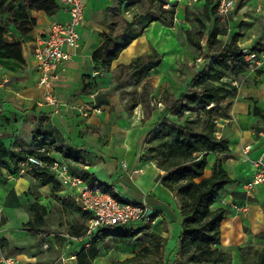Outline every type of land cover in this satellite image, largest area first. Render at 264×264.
I'll use <instances>...</instances> for the list:
<instances>
[{
  "label": "rangeland",
  "instance_id": "rangeland-1",
  "mask_svg": "<svg viewBox=\"0 0 264 264\" xmlns=\"http://www.w3.org/2000/svg\"><path fill=\"white\" fill-rule=\"evenodd\" d=\"M164 1L168 8L173 7V3H177L174 5L175 18L173 21H170L169 13L164 14L159 9V2L153 4L151 0H139L130 6H128V1L94 0L89 6L85 29H87V37L92 49L96 51L103 43L105 33L110 35L112 40V44L109 45L111 49L118 41H123L133 32L145 27L144 33L148 35L149 31L151 40L152 35L155 36L150 42V51L153 46L161 50L164 48L165 52H169V60L166 63L161 61L146 77L140 79L131 75L127 68L122 66L129 63L128 56H123L121 64L112 62L110 66L105 63L107 51L101 52L96 57L93 56L92 62L86 64L81 74V92L87 98L79 97L80 93L74 96L78 95L90 106L94 105L91 102L94 99L102 111H91L87 117L82 113H75L71 116L72 121H67L72 124H66L63 127V116L56 117L50 114L49 117L46 113H42L40 107L34 104L36 95L33 97L35 76L31 56L34 34L37 29L50 23L53 15L44 10L30 9L28 7L30 0H0V35L5 43L19 47L22 52L21 57L0 58V75L9 78L8 83L2 89L20 98L17 101L15 98L6 99V114L0 117V142L9 149L27 151L38 147L33 144L34 131L43 129L55 134L62 133L63 141L57 143L56 146H44L50 154H58L57 147L63 145L73 154L84 155L85 163L88 165H100L104 170L109 161L117 163L118 170L122 168L121 163L124 159L118 151L119 148L126 146L127 140L131 137L134 141L136 140V145L141 147L138 151L139 155L143 154L147 139L157 126L155 122H152V115L156 117L157 113L163 112L162 114H166L173 122L179 121V115L169 111L168 107L192 86L193 79L207 66V55L213 53L207 49L206 41L217 15H212V13L210 17L205 15L206 0ZM257 2L259 1L238 0L230 21L223 22L219 19L216 22L228 30V34L221 36L225 42L236 37L241 46L247 48L256 46V52L262 59L264 4L263 8L258 10ZM41 11L43 12L40 13ZM151 17L160 20L150 22ZM187 29L192 30L196 36L201 30L205 32L201 41V50L188 42ZM258 69L264 71V63L255 70ZM233 78L232 73L228 71L223 81L231 83ZM0 97L3 96L0 95ZM227 102L224 99L216 106L217 128L221 121L226 124L224 119L230 117V105ZM195 115L191 111L181 113L183 119L194 118ZM144 128L146 129L143 130ZM60 159L66 158L61 157ZM66 160L75 172H80L84 168L82 163L71 159ZM112 165L113 163H109L107 168H112ZM36 173L34 168L23 165L22 161L14 164L9 162V167L3 168L0 173V206L3 205L4 200L6 205L9 199L16 202V209L8 205L3 211L0 247L7 254L19 256L23 260H26V257H33L36 264H79L77 254L82 247L78 245L67 250L63 235L73 233L80 225H84L85 218L75 204L70 205L73 204L70 195L67 196L66 193L61 192V189L57 190L54 182L44 185L36 178ZM98 174L102 173L98 171ZM121 178L122 183L127 187L125 193L127 197L141 201L144 193L139 184L131 181L127 174ZM19 179V186H15V181ZM109 180L106 181L109 182ZM6 195H8L7 199ZM146 199L149 204H152L151 196L146 195ZM217 202H215V207L223 205L226 211L229 210V206H225L226 204L220 197H217ZM34 203L44 205L47 209L42 226L33 227L27 224L32 216L40 211L38 208L33 209ZM175 203V198H172L174 207H176ZM261 206L264 210V199ZM161 222L160 218L156 225H145L142 221L130 225L139 233L127 245L118 242L114 236L115 233L122 231V227L107 230L106 233H113L111 235H106V230H101L94 235L93 246L86 252L97 251L98 254L93 258V264H109L113 260L122 259L126 256V250L123 248L128 249L129 247L134 255L143 246L151 244L147 236L149 229H157L163 234L164 247L168 244H170L169 248L176 247V234L179 226L174 225L176 228L169 230L163 227ZM165 230L167 236L163 233ZM245 230L252 233L250 226H246ZM224 231L225 233L222 231V242L227 246L228 236L226 237L225 229ZM44 234L47 235L49 245L47 248L44 247L46 239ZM2 241L5 245H2ZM263 247L264 232L256 233L250 241L242 243L239 251L243 263L256 264L258 252ZM225 251L230 255L227 263L231 264L233 254L228 250ZM164 264L170 263L167 260Z\"/></svg>",
  "mask_w": 264,
  "mask_h": 264
},
{
  "label": "trees",
  "instance_id": "trees-1",
  "mask_svg": "<svg viewBox=\"0 0 264 264\" xmlns=\"http://www.w3.org/2000/svg\"><path fill=\"white\" fill-rule=\"evenodd\" d=\"M124 1H128V6H130L139 0H122V2ZM156 2L160 3L159 9L164 14L169 13L170 21H173L175 18L174 5L168 8L164 6L166 4L164 0H151L153 4ZM60 6L58 0H30L28 5L30 9L44 10L50 15L58 12ZM217 7V0H206L204 4L205 15L208 17L211 16V13L217 15ZM158 20L160 19L151 17L150 22ZM218 20L217 15L215 24L207 36V49L213 53L207 55L206 68L196 75L192 86L168 107V110L179 115V121L173 122L169 118L160 119L156 128L149 135L145 153L141 157L142 160H151L156 163L162 171L158 180L164 187L174 192L180 202L179 209L183 221L175 264H228L227 261L230 258V255L220 247L226 208L223 206L215 207L214 205L218 192L232 182V178L224 166L222 157L216 159L210 176H205L204 173L208 164V156L211 153H225L230 149V141L227 138L217 136L216 120L218 116L215 114V109L224 99L234 96L237 86L233 85V82H224V76L230 71L234 78H239L248 68L246 53L256 51L257 47H242L238 44L236 37L225 42L221 36L228 34V30L216 22ZM144 30L145 27L133 32L123 41L115 43L111 49H109V45L112 44V40L110 35L105 33L103 43L96 49L93 56L96 57L101 52L107 51L105 63L110 66L124 49L144 33ZM204 35L203 30L198 36L192 30H186L188 42L199 50L202 49L201 41ZM21 55L22 52L19 47L5 43L0 35V58H17ZM162 60L163 54L152 49L150 53L136 56L129 64L122 66L127 68L131 75L143 79ZM256 72L262 74L264 71L258 69ZM227 104L231 105V101H228ZM186 111L195 113V117L183 119L181 113ZM253 112L255 115H261L264 119V114L259 107L255 106ZM59 138V135L38 129L34 131L33 144L47 147L56 146L60 142ZM57 149L66 159L85 164L84 157L73 154L66 146L60 145ZM32 152L34 151L12 150L0 142V173L3 168L9 167V162L13 164L23 162ZM42 157L48 160L54 159L51 155H42ZM35 170L37 172L36 178L42 181L44 185L54 182L57 190L61 188L53 175L47 171ZM78 173L84 176L88 182H97L114 193L113 186L101 181L94 173L85 169H81ZM74 204L70 205L74 206ZM36 208L40 211L36 212L27 222L33 227L42 226L47 214L44 205L34 203L33 209L36 210ZM81 212L86 221L89 215L86 212ZM85 227V224L80 225L72 234L82 235ZM115 227H122V231L114 234L118 242L122 244L130 243L139 233L130 225ZM115 227L102 228L99 231L106 230V233L107 230ZM149 230L147 236L150 238L151 244L143 246L131 257L113 260L109 264H164L162 249L165 237L157 229ZM111 234L113 233H106V235ZM3 242L2 245H5ZM93 243L94 239L89 247L80 245L82 249L77 254L79 264H93V258L98 254L97 251L86 252L93 246ZM256 264H264V247L258 252Z\"/></svg>",
  "mask_w": 264,
  "mask_h": 264
},
{
  "label": "crops",
  "instance_id": "crops-1",
  "mask_svg": "<svg viewBox=\"0 0 264 264\" xmlns=\"http://www.w3.org/2000/svg\"><path fill=\"white\" fill-rule=\"evenodd\" d=\"M94 2V0H88V4L85 10V18L82 24L79 26V33L81 36V47L78 50V53L75 55H71L63 64L61 78L58 83V92L60 96L73 104H82L85 103L82 98H87V96L81 92L82 89V77L81 74L83 73L86 64L88 62H92L93 55L95 49H92L91 43L88 39L87 29H85L86 25V15L88 12L89 6ZM258 3V2H257ZM177 3H173L176 5ZM259 4V3H258ZM259 10V9H258ZM41 11L40 13H42ZM51 18V22L53 20H66L68 17L60 9L58 12L53 14ZM44 21V20H43ZM50 23H47L46 26L37 29L34 34L33 40V53L31 56V60L33 63V70L35 76V88H34V104L40 107L42 113H46L49 117L50 114L52 115V108L47 106L43 103V97L41 93V89L38 86V71L35 65V58H34V46H35V39L39 34H44L48 31ZM155 22V21H154ZM153 26V25H151ZM154 35H152V40H154ZM150 38V32L148 31V35L144 33L142 36L135 39L126 49H124L121 55L114 60V64L118 63L121 64V60L123 56L129 57V63L132 61L133 58L139 55H144L150 53V42L152 41ZM239 43V42H238ZM240 45V44H239ZM241 46V45H240ZM242 47H244L242 45ZM247 48V47H245ZM152 49L157 50L160 54H163V62L166 63L169 60V52L165 50H161L158 47L153 46ZM161 50V51H160ZM133 57V58H132ZM132 58V59H131ZM128 63V64H129ZM80 79V81H79ZM9 78L2 77L0 75V103L3 106L4 112L6 114L7 102L6 99H14L17 101L18 98L16 96H12L7 90L2 89L8 83ZM234 81L239 83L237 87V91L234 96L228 97L226 100L231 101L230 105V117L226 120V124L220 122V129L219 134L220 137L227 138L230 141V149L225 153H211L208 156V164L205 169V176H210L212 173V167L218 157H222L224 160V166L227 169L230 177L232 178V182L228 183L222 190L218 192L217 197L223 199V202L226 204L225 206H229V210L226 211V218L223 221L222 225L228 222V226H225V230L228 236V244L227 246L223 244L220 245L221 248L224 250H228L233 254V259L231 264H244L243 259L240 255L239 247L244 242H248L251 238L254 237L256 233L264 232V210L262 208V203L264 199V184L259 185L255 189L254 196L250 199V209L249 212L240 215L235 212V210L230 206L231 201H238L242 202L245 198L244 192V184L248 181L255 172L254 167L248 162L244 160L243 154V147L247 145L252 146L251 155L257 156L261 152L264 151V119L261 115L254 114V107H259L263 114H264V72L262 74H257L256 70H249L247 69L244 73H242L239 78L232 79L233 85ZM2 89V90H1ZM36 93V94H35ZM80 93V94H78ZM78 94L75 97L74 95ZM20 99V98H19ZM94 103L92 107H99L95 100H91ZM102 111V108H101ZM170 111V110H169ZM80 113L78 109L67 108L62 115H55L56 117L63 116L62 123L63 127L68 123L67 121L71 120V116L75 115V113ZM163 112L157 113L158 116L152 115V122L158 123L157 121L160 119L168 118L167 115H163ZM3 114L1 116H3ZM0 116V117H1ZM72 121V120H71ZM156 127V126H155ZM144 128L143 130H145ZM53 134H55L53 132ZM59 135V141H63V134H56ZM136 140L134 141L133 137H131L126 142V146L119 148L118 154L124 159L122 161L121 166L122 168L118 170V164L109 161L105 169H102L100 165L92 166L88 165L87 163H82V169L89 171L90 173H94L101 181H105L113 186V189H116V193L126 195L127 187L121 181V177L124 174L128 175V178L133 181L135 184H139L142 189L144 195L151 196L153 198L152 204L149 205L155 210L156 217L158 220L161 218V224L163 227H167V229L172 230L175 229L176 225L179 226V231L176 234V247L169 248V245L163 248V257L164 261H169L170 264H175L177 259L178 249H179V236L182 229V221L183 217L180 214V202L176 194L166 187H164L160 181L158 180L162 171L157 167L156 163L151 160H142L141 157L145 153V147L143 148V154L138 153L139 145H136ZM59 143V142H58ZM90 152V150H88ZM138 154V156H137ZM52 155V154H51ZM85 158L84 155L81 153H77ZM53 157L60 159L63 157L62 153L59 151L58 154L52 155ZM64 158V157H63ZM243 159V160H242ZM61 160V159H60ZM86 160V159H85ZM63 161L68 162V160L64 159ZM69 163V162H68ZM109 163H113L112 168H107ZM70 164V163H69ZM71 166V165H70ZM96 167V169H94ZM73 169V168H72ZM100 169V170H98ZM93 170V171H90ZM98 171L102 174H98ZM119 172V173H118ZM78 173V172H77ZM124 178V177H123ZM111 181H110V180ZM106 180H109L106 181ZM20 179L15 181V186H19ZM61 189V188H60ZM8 191V190H7ZM22 192V191H21ZM61 192L66 193L67 196L70 195L72 197V202H74V197L72 196V191L70 189H61ZM127 196V195H126ZM8 195H6V199ZM172 198H175L176 207L172 204ZM134 199V198H132ZM135 201H140L134 199ZM142 201V200H141ZM149 203V202H148ZM216 203L217 198H216ZM215 203V204H216ZM16 202L12 201L11 199L8 200V204H5V200L3 202L4 209L7 206L15 208ZM178 205V209H177ZM223 206V205H222ZM174 207V208H173ZM220 207V206H218ZM224 207V206H223ZM174 209V210H172ZM175 225V226H174ZM222 226V231H224V227ZM246 226H250L252 228V233L245 230ZM175 232V231H174ZM163 233L167 236V231H163ZM172 241V240H171ZM168 241V242H171ZM5 244V243H4ZM122 244V243H121ZM79 244L74 245L78 246ZM127 245V244H125ZM126 250V256L122 259L127 258L129 255H133L132 250L128 247L123 248ZM18 259L19 256H16ZM26 257V256H25ZM169 258V259H168ZM120 259V260H122ZM23 264H36L34 258L26 257V260L20 259Z\"/></svg>",
  "mask_w": 264,
  "mask_h": 264
},
{
  "label": "built area",
  "instance_id": "built-area-1",
  "mask_svg": "<svg viewBox=\"0 0 264 264\" xmlns=\"http://www.w3.org/2000/svg\"><path fill=\"white\" fill-rule=\"evenodd\" d=\"M217 15L223 22L230 21L235 11L238 0H217ZM258 9L261 10L264 0H258ZM60 9L67 15V19L53 20L49 29L44 34H39L35 39L34 58L38 71V86L41 89L43 103L52 108L53 115H62L67 108L78 109L85 117L91 111L100 112L99 107H92L87 103L73 104L64 100L58 92V83L61 78L62 66L71 56L78 53L81 47L79 26L85 18V10L88 0H58ZM169 4V3H167ZM165 7L167 5H164ZM256 51H249L245 58L249 70H255L264 63ZM234 84L238 87L237 81ZM4 109L0 103V116ZM219 126L217 136L220 137ZM23 161V165L47 171L53 175L60 184L61 189H70L75 204L89 216L85 221V231L82 235L67 233L63 235L67 250L73 248V244L89 247L94 235L102 228L133 225L143 222L145 225H156L158 218L155 210L149 205L146 194L142 201H135L126 195L114 193L99 183H90L81 174L75 172L68 162L53 157L44 146L33 149ZM252 146L243 147L244 160L248 161L255 169L254 175L245 182V198L242 202L231 201L230 206L236 213L244 215L249 212L250 199L254 196L255 189L264 184V151L257 156L251 155ZM42 155H51L54 159L48 160ZM0 233L4 218V205L0 206ZM150 211V212H149ZM41 234V232H40ZM44 247H48L47 235ZM0 264H23L14 255H9L0 247Z\"/></svg>",
  "mask_w": 264,
  "mask_h": 264
},
{
  "label": "bare ground",
  "instance_id": "bare-ground-1",
  "mask_svg": "<svg viewBox=\"0 0 264 264\" xmlns=\"http://www.w3.org/2000/svg\"><path fill=\"white\" fill-rule=\"evenodd\" d=\"M18 181V180H17ZM17 185H19V183L17 184ZM225 226L227 227L228 226V222H226L225 224H224V228L223 229H225ZM224 233H225V231H223ZM225 236H223V238H224ZM226 237H227V235H226ZM225 239V238H224ZM224 241V240H223Z\"/></svg>",
  "mask_w": 264,
  "mask_h": 264
},
{
  "label": "water",
  "instance_id": "water-1",
  "mask_svg": "<svg viewBox=\"0 0 264 264\" xmlns=\"http://www.w3.org/2000/svg\"><path fill=\"white\" fill-rule=\"evenodd\" d=\"M150 212V211H149Z\"/></svg>",
  "mask_w": 264,
  "mask_h": 264
}]
</instances>
